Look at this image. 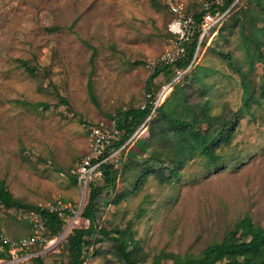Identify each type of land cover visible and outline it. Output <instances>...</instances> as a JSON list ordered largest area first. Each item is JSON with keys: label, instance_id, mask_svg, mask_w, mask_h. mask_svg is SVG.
<instances>
[{"label": "rangeland", "instance_id": "1", "mask_svg": "<svg viewBox=\"0 0 264 264\" xmlns=\"http://www.w3.org/2000/svg\"><path fill=\"white\" fill-rule=\"evenodd\" d=\"M205 1L0 0V184L22 204L0 200V232L31 235L35 208L58 202L72 208L45 246L13 264H31L34 256L49 264L67 261L68 234L89 225L81 215L89 187L84 194L73 174L90 151V127L110 132L115 114L144 103L148 84L159 104L109 161L117 178L103 189L99 227L131 235L134 254L146 264L165 253L197 263L246 216L264 227V101L244 109L241 76L244 71L253 83L264 77V64L250 62V53L264 52V0H234L181 79L168 67L148 82L152 64L175 38L172 6L189 14ZM173 77L172 88L162 91ZM206 100L212 115L238 113L231 146L218 149L223 157L217 165L200 143L181 153L180 138L168 126L172 117L192 119ZM196 129L209 141L215 125L199 121ZM236 258L214 255L212 263ZM83 264L123 262L113 241L96 234Z\"/></svg>", "mask_w": 264, "mask_h": 264}, {"label": "trees", "instance_id": "2", "mask_svg": "<svg viewBox=\"0 0 264 264\" xmlns=\"http://www.w3.org/2000/svg\"><path fill=\"white\" fill-rule=\"evenodd\" d=\"M233 3L234 0H224L222 4H212L208 9L195 12L194 16L197 21V26L192 38L185 43L186 48L184 55L179 57L173 64L157 66L152 71L148 82L152 83L161 72L167 71L168 67H172L173 70L187 67L195 52L201 32L200 23L203 16L208 11H225L232 6ZM261 30L262 32L264 31V26ZM249 37L254 41L258 40L254 30L249 32ZM250 59H252V61H250L251 63L261 61L264 64V52L262 50H257L255 51V55L250 53ZM241 76L243 77L242 84L245 93L244 109H251L252 103L256 102L257 104H261L262 101H264V77L262 81L260 79L259 82L253 83L248 78H245L246 74L244 71H241ZM146 89L152 94V100L147 101L145 108H141L140 106L133 107L127 110H121L115 114V127L119 131V135L113 139V148H119L125 144L128 139L132 137L136 128L150 115L154 105L153 100L156 96L149 84ZM208 103L209 100H206L203 104H199L198 107H196L197 111H195V115L192 119L184 120L172 117L168 126L172 128L175 138H180L178 140V147L181 153L188 148L190 150H195L198 143H200L203 146L205 145L204 153L206 156L211 158L214 165H217L220 164V159L223 157V154L219 153L218 149L224 150L225 147L231 146L232 138L238 123L236 117L238 113L222 111L221 113L212 115L208 108ZM239 111L242 112L241 109ZM207 120L212 121L215 125L214 136L209 141H207L196 129V123ZM101 170L103 176L102 182L91 181L89 183L88 202L81 212V215L89 221V225L86 227H76L68 234L65 245L67 249H70V252L64 264H83L86 249L91 245L92 239L96 234H100L104 238L113 241L115 254L119 256V260L123 262V264H146L140 263L137 256L134 254V248L132 246L135 245V242L131 235L123 236L118 228L115 230H108L100 228L98 225V210L103 189L113 186L117 178L113 163L107 162L102 164ZM73 178L77 182V176L73 174ZM0 200L11 206L22 205L19 200L14 198L11 191L4 184H0ZM35 209V211L42 213L49 237L62 229L64 221L58 212H51L46 209V207H37ZM63 213H72V211L71 209H65ZM254 229L255 233H252ZM37 246L40 245L37 244L32 250H35ZM214 255H219L220 260L236 255L237 258L235 260L227 259L223 264H264V227L255 225L250 217L246 216L236 223L234 230L228 237L221 242L208 246L202 254L197 257V263H193V260L188 256H182L178 253H165L155 256L149 264H169L164 261V258L170 259V264H202L203 262L213 264ZM31 264L49 263L45 262L40 256H34Z\"/></svg>", "mask_w": 264, "mask_h": 264}, {"label": "built area", "instance_id": "3", "mask_svg": "<svg viewBox=\"0 0 264 264\" xmlns=\"http://www.w3.org/2000/svg\"><path fill=\"white\" fill-rule=\"evenodd\" d=\"M224 0H210L206 2L202 9H208L212 4H222ZM231 8V6H230ZM230 8L225 11H208L201 20V32L199 34L198 42L196 44L195 52L192 60L185 68L175 69V79H181L183 75L195 64L198 54L202 48V42L205 36L212 31V29L222 22L225 15L228 13ZM172 11L175 14L173 22L169 25V30L174 35L173 43L162 56L152 64L151 70L153 71L157 66L164 64H173L175 61L184 55L185 43L189 41L196 29L197 21L194 13H185L184 7L179 4L172 6ZM174 77L162 85V91L168 88H172ZM162 93V92H161ZM160 97L158 96L157 101L153 100L154 107L152 108L150 115L143 122L142 126L148 122L150 117L154 114ZM152 100V94L148 92L146 99L141 108H145L147 101ZM152 102V101H151ZM91 146L90 151L85 155L80 162L76 165L74 170L77 176V181L85 194L89 183L95 179V177L102 176L101 166L111 160L112 157L117 156L120 150L124 147L113 148V139L119 135V131L114 126L110 132L103 130L100 126H91ZM133 136L130 138V140ZM111 163H114L111 161ZM51 212H58L60 215L63 214L65 209H72L69 206H63L61 202L49 205L46 207ZM32 218L35 219L37 230L31 235H25L18 238H11L3 232H0V264H13L20 261H24L33 256L34 250L32 248L37 244L45 246L51 239L48 236V230L46 228L44 218L41 212H33Z\"/></svg>", "mask_w": 264, "mask_h": 264}]
</instances>
